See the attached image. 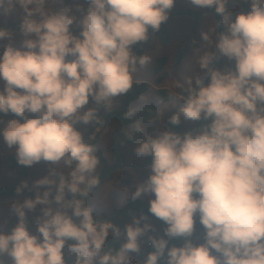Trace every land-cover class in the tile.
I'll return each instance as SVG.
<instances>
[{
	"label": "clouds",
	"instance_id": "9594fccd",
	"mask_svg": "<svg viewBox=\"0 0 264 264\" xmlns=\"http://www.w3.org/2000/svg\"><path fill=\"white\" fill-rule=\"evenodd\" d=\"M85 2L75 36L70 26L76 17L67 7L52 11L50 0H0V15L17 8L24 14L20 47L9 42L0 52V114H14L23 123L8 121L0 137L9 149L15 147L21 166L44 161L70 169L67 177L52 171L34 182V188L46 190L13 207L18 222L8 233L0 223V257L10 264H130L129 253L139 252V238L151 229L140 226L143 216L133 218L120 248L104 250L120 228L98 220L85 203L100 183L99 159L75 125L101 123L95 108L80 113L89 97L107 108L131 89L137 65L149 62L133 55L131 46L147 41L149 28L159 30L175 0ZM188 2L224 16L228 0ZM223 23L215 49L235 61L234 71L211 68L214 53L205 52L199 68L209 83L200 76L176 82L188 95L170 117L172 125H179L181 116L211 122L196 134L148 135L135 148L139 156H151V174L131 199L153 194L148 211L167 225L165 236L184 238L182 246L168 247V240L149 237L154 251L143 264H159L165 255L166 264H264V0H250L248 12L224 16ZM201 38L207 41L209 35L201 32ZM5 39L12 41L13 34L0 27V41ZM69 56L74 59L66 61ZM23 188L26 182L17 194ZM36 209L39 235L30 233L25 211ZM197 215L204 243L194 245L188 238ZM65 248L71 254L67 261Z\"/></svg>",
	"mask_w": 264,
	"mask_h": 264
},
{
	"label": "rangeland",
	"instance_id": "374dc122",
	"mask_svg": "<svg viewBox=\"0 0 264 264\" xmlns=\"http://www.w3.org/2000/svg\"><path fill=\"white\" fill-rule=\"evenodd\" d=\"M241 1L245 2L250 8V0ZM62 7L71 9L70 14L76 17V22L70 26V29H80L78 21L86 12L88 5L82 1H74L69 4H63L62 0H50L48 5V8L52 11L58 10ZM78 7L80 11H77ZM173 7L176 10L190 9L194 11H201L202 16L196 20L194 17L186 15H168L167 30L171 39L170 44L168 46H164L159 41H154L146 45L141 53V56L144 55L149 57V62L144 66L137 65L136 71L132 73V80L133 83H148L151 86V89L142 94L138 100L129 105L126 116L131 119L138 113L142 112L145 107L154 105L156 107L157 118L154 120L153 117H150V119L146 122L140 120L135 121L129 124L126 129L127 135L131 138L132 142L126 147L125 153L127 159L135 163L141 162L144 158H146L135 153L136 146H138L148 135L155 136L164 131H168L166 128L167 115L171 111L177 112L180 106L184 103V98L187 97V91L176 88L174 86L175 83L180 82L183 84L189 78L194 79L197 76H202L205 72L199 68V58L205 52H211L214 53V61L218 54V51L215 49V43L218 38V30L212 13L209 12L207 8H198L190 4L188 0H175ZM225 8L226 13L224 16H231L233 13H246L238 6L235 0H228ZM23 16V12L18 8L14 9L7 15H0V26L12 22H21ZM224 16H221L222 26L224 27L222 33L225 32V25L223 23ZM150 30L152 29L149 28L148 31ZM7 31L13 34V39L12 41H8L7 39L0 41V52L3 51V47L9 42L17 48L21 45L22 37L19 30L8 29ZM201 32L207 33L209 35V40L204 41L201 38ZM73 35L79 36L77 34ZM191 37H193L192 40ZM185 46H187V48L185 50L184 57L180 64L176 65V56L179 51L184 49ZM161 56L166 57V64L158 75H154L152 69L155 64V60ZM72 59L74 58L69 56L66 58V61H71ZM224 60L235 68L234 60H229L227 57H224ZM216 70L226 72V69L221 66L216 67ZM159 77L161 80L157 82V78ZM157 89H169L175 94V98L169 102H161L155 95V90ZM179 97H181V99ZM122 98L123 95L113 98L110 101V106L105 108L103 105H97L95 101L89 97V103L80 110V113L82 114L87 109L95 108L96 114L101 123L91 122L87 125L78 123L76 126L77 131L82 134L84 142L93 147L94 154L97 153L102 155L106 161V165L111 169V177L107 180L100 181L99 185L91 190L92 195L87 206L91 207L95 213L99 212L109 214L113 208L125 206L130 195L136 190V187L139 184L144 183L151 174L149 166H144L138 169L126 167L122 169H112L114 165V136H116L119 131V124L115 120L107 118L106 112L108 109H119L122 105ZM26 116L29 119L35 118L33 114L26 113ZM180 119L184 130L193 128L197 122L184 120L182 116ZM10 120L12 119L8 117L7 114H2L0 117V129L6 127L7 122ZM198 132L199 131H196L193 134ZM9 158H16L15 147L9 149L3 141V138L0 137V186H10L19 182L21 179L20 166L8 167L6 165V161ZM101 167L102 166L99 163L95 175H98ZM52 171L67 177L70 169L66 168L63 163L55 166L44 161L34 164L31 167H27L25 178L22 181L27 183V188H24V190L35 193H37V191L41 193L45 191L46 189L44 187L39 189L34 188V182L49 176ZM54 194L55 186L52 187V195ZM67 194L68 193L66 192V200L68 199ZM34 198L35 196L22 191L11 197L0 198V223H3V231L5 233H8L18 222L17 217L12 212L13 207L18 203H22L25 199ZM141 199L144 202H149L151 199H154V195L151 193L142 194ZM53 207L55 208L56 206L54 205ZM25 211L30 220V233L33 235H39L36 231V221L41 215L39 209L34 211ZM69 215H71L70 212ZM140 217L141 216L130 217L125 221V223L126 225H130L133 222V218L139 219ZM143 217L144 219L141 220L140 226L142 227L144 224L151 225V229L138 240L140 250L146 252V249L152 246L149 237L157 239L164 237L158 218L153 215ZM73 219H75V217H73ZM195 220L196 223L194 233L192 237L188 239H190L194 245H199L204 243V229L199 223L198 215L195 217ZM111 236L113 235L110 234L109 237ZM65 254L66 256L71 255L68 254L67 248L65 249ZM129 255L131 256L130 264H143V260L146 258L145 255H140L139 253H129ZM213 255L219 254L213 252ZM0 260H4L5 264H10L7 257H0Z\"/></svg>",
	"mask_w": 264,
	"mask_h": 264
},
{
	"label": "trees",
	"instance_id": "16d2710c",
	"mask_svg": "<svg viewBox=\"0 0 264 264\" xmlns=\"http://www.w3.org/2000/svg\"><path fill=\"white\" fill-rule=\"evenodd\" d=\"M74 1H82L85 4H87L85 2V0H64V2H62V3L63 4H69V3L74 2ZM235 1L238 4V6L243 9V11L248 12L250 10V8L248 7V5L245 2H243L241 0H235ZM207 10L209 12H211L213 17H214L215 23L217 25L218 36H219L224 29V27L222 26V22H221V16H219L215 13L214 8H207ZM168 15L169 16L186 15V16L194 17L197 20L202 16V12L201 11H194V10H190V9L176 10L173 7L168 12ZM235 15L236 14L233 13L231 15V17H234ZM167 22H168L167 20L165 22H163L161 24L159 30L156 32H153L152 30L148 31V40L145 42H138L137 44H134L132 46V54L137 56V57L141 56V53L144 50V48L146 47V45H148L149 43L154 42V41H159L162 45L168 46L171 42V39H170V35L168 33V30H167ZM19 24H20V21L19 22H12V23L0 26V27L4 28L6 30H8V29L19 30ZM70 31L72 32V34L79 35L80 29H70ZM192 39H193V37H191V40ZM186 48H187V46H185L184 49H182L181 51L178 52L176 59H175L176 65H179L180 62L182 61ZM166 60L167 59L164 56H161L155 60V64H154L153 69H152L154 75H158L161 72V70L163 69V67L166 64ZM218 66L225 68L226 72L230 71V70L234 71V69H235L227 61L224 60V57L222 55H220L219 52L217 54L216 59L214 61H212L210 67L216 69V67H218ZM200 77L203 79V83L206 86L209 83V79H208L206 73H204ZM157 80H158L157 82H159L161 80V78L159 77V78H157ZM150 89H151V86L148 83H145V82L133 83L131 89L126 94H123L121 107L119 109H108L106 112L107 118L115 120L119 124V131H118L117 135L114 136V146H113L114 165H113L112 169H122L124 167H126V168H137L138 169V168H142L144 166H149L151 163V156L144 158L141 162L135 163V162H132L129 159H127V156L125 153L126 147L132 142L131 138L128 137L127 131H126L128 125L135 122V121H138V120L146 122L150 119V117H153L154 120H156V118H157L156 107L154 105H149V106L145 107L142 112L138 113L136 116H134L131 119L127 118V116H126L127 108L129 107V105L132 102L138 100L142 94L146 93ZM155 95L157 96V98L161 102H169L175 98V94L169 89H157V90H155ZM174 113H176V112L171 111L167 115L166 128L168 131L175 132L181 136H183V134L185 132L195 133L196 131H201L206 125H208L211 122L210 120H203L202 119L200 121H197L193 128L184 130L182 128V122H180L179 125L170 124V117ZM1 116H2V114H0V117ZM7 116L10 117L11 119H17L21 123H23V120L19 117L14 116V114L8 113ZM77 124L75 125V128H76ZM90 132H91V130H90ZM95 155L98 157L99 163L102 166L97 176L99 177L100 181L107 180L108 178L111 177V169L106 165V161L102 155L97 154V153ZM6 165L8 167L20 166L21 167V173H20L21 179L19 180V182L15 183L13 185L0 186V198L11 197V196H14L15 194H17L16 189H17V187L20 186L21 182L23 181V179L25 178V175H26L27 167L19 165L17 163L16 158H9L6 161ZM21 191L27 192L29 195H32V196L36 195L35 192L25 191L24 188ZM91 195H92V192L90 191L87 198L85 199L86 205L88 204V201L91 198ZM131 195H130L129 200L125 206L115 207L112 209V211L109 214L93 212L94 216L98 220H101V221L109 220V221L113 222L118 228H120V236L119 237L111 236L108 238L106 245H105V249H104L105 251L115 252L124 243V228L126 226L125 221L128 218L134 217V216L152 215L148 211L149 202L142 201L141 196L139 198L133 200V199H131ZM67 198L71 199L72 197L70 194H67ZM27 218H28V216H27ZM29 221L30 220L28 218V223H29ZM159 221H160L159 223H160V226L162 229L163 237H164V239L168 240V247L182 246L184 243V238L169 239L168 237H166L164 234V229L167 227V225L164 224L161 220H159ZM65 249H64V254H65ZM152 251H154L152 246L149 247L148 249H146L147 253H150ZM138 253L140 255H145V257L147 256L146 254H143L142 252H138ZM68 257L69 256H66V254L64 255V258L66 261L68 260ZM69 264H71V260H69ZM159 264H166V256L161 258Z\"/></svg>",
	"mask_w": 264,
	"mask_h": 264
},
{
	"label": "water",
	"instance_id": "95a60500",
	"mask_svg": "<svg viewBox=\"0 0 264 264\" xmlns=\"http://www.w3.org/2000/svg\"><path fill=\"white\" fill-rule=\"evenodd\" d=\"M139 251L142 252V253H144V254H146V255H148V253L145 252V251H143V250H139Z\"/></svg>",
	"mask_w": 264,
	"mask_h": 264
}]
</instances>
